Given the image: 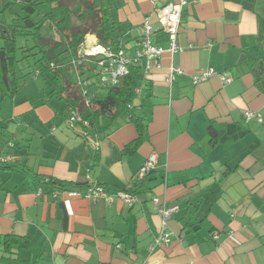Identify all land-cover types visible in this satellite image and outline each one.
I'll list each match as a JSON object with an SVG mask.
<instances>
[{
  "label": "crops",
  "instance_id": "obj_1",
  "mask_svg": "<svg viewBox=\"0 0 264 264\" xmlns=\"http://www.w3.org/2000/svg\"><path fill=\"white\" fill-rule=\"evenodd\" d=\"M105 2L130 47L155 9L182 6L178 51L164 43L159 68L143 74L135 93L143 140L133 154L124 153L137 138L125 115L99 133L90 125L93 149L68 131L63 121L71 109L89 113L73 72L72 84L61 81L54 93L38 77L15 97L0 95V153L20 157L0 168V236L29 238L32 248L13 252L39 264H264V0ZM83 67L92 100L104 91ZM171 69L180 74L167 84ZM206 70L231 81L212 77L194 85L192 75ZM244 111L261 122L245 121ZM152 153L148 190L130 207L86 197L87 177L111 193L130 189ZM47 179L80 188L51 193ZM153 197L178 209L167 221L170 244L150 250L161 223Z\"/></svg>",
  "mask_w": 264,
  "mask_h": 264
},
{
  "label": "trees",
  "instance_id": "obj_2",
  "mask_svg": "<svg viewBox=\"0 0 264 264\" xmlns=\"http://www.w3.org/2000/svg\"><path fill=\"white\" fill-rule=\"evenodd\" d=\"M76 2V5L71 6L66 0H0V95L2 98L15 97L25 82H31L29 78L35 80L39 77L45 85L53 88L52 93L58 90L61 81L64 83L63 86L68 87L69 83L72 84L71 60L76 56L77 48L83 43L86 35L94 36L98 44L114 52L120 49L132 50L133 46H129L130 41L123 34L120 25L115 22L105 0H76ZM155 40L158 44L165 40V35H160ZM78 71L80 75L85 73L83 66H79ZM91 71L90 68L87 73ZM92 77L89 76V79ZM143 81L142 66L134 64L129 67L128 74L120 79L118 85L107 89L96 86L98 91L104 93L91 100V106L87 108L89 113L84 117L89 126L91 125L98 133L110 128L120 116L128 117L129 122L136 129L137 138L124 147L123 151L126 155L134 153L145 133V120L135 113L132 105L136 90ZM67 87L64 89L67 90ZM79 99L83 109L84 104L80 96ZM103 123H107L106 127H103ZM6 146L9 150L15 148L11 141H8ZM0 156L13 158L11 162L1 163L0 168H9L20 160L17 154L0 153ZM147 176L140 181H134L127 191L134 196L146 193ZM43 186L51 193L69 192L80 188V185L55 179L45 180ZM84 186L89 187L86 181ZM32 246V241L26 237L0 236V264H39L37 258L31 261L21 260L13 252L14 248L25 251Z\"/></svg>",
  "mask_w": 264,
  "mask_h": 264
},
{
  "label": "built area",
  "instance_id": "obj_3",
  "mask_svg": "<svg viewBox=\"0 0 264 264\" xmlns=\"http://www.w3.org/2000/svg\"><path fill=\"white\" fill-rule=\"evenodd\" d=\"M181 11V4L173 3H168L162 8L155 9L153 15L154 19L150 17L145 18L141 29L142 35L137 41L132 43L133 48L131 51L120 49L114 52L98 44L94 36H85L83 43L77 48L76 56L71 60L72 70L74 72V85L80 90V96L82 97L84 107L89 108L92 101L85 90V87H87L89 83L80 75L78 71L79 66H83L85 63L88 66L91 64L89 69H92L91 74L95 77L94 85L101 89L112 88L118 85L120 79L128 74L129 67L134 64L142 66L144 75L149 74L154 67L159 68V58L165 50L162 46L164 43H166V50L169 52L174 53L178 51L177 32L180 24ZM158 33H160V35H165V40L156 44L153 42V39ZM88 37H92L93 40H88ZM176 74H180V70H169L166 74L165 82L167 84L172 83L175 80ZM212 77L219 78L222 83L231 81L225 74L218 75L212 70H206L193 74L192 82L194 85H198ZM243 117L245 121L256 119L258 122H261L260 115L250 111H244ZM63 123L64 127L79 137L85 146L92 149L95 147V142L88 133V128L90 127L89 123L76 110H70L64 118ZM11 161H13V158L10 156H0V164ZM156 161V154H150L137 172L133 182L144 179L146 175L154 171ZM85 181L89 185L86 197L90 200L95 201L102 199L106 203L111 204L117 199L129 207L135 202V196L131 195L127 190H118L111 193L104 187L92 182L89 177H87ZM151 201L154 205L156 214L161 218L157 239L155 240L154 246L150 249L153 250L157 246H167L170 244L171 241L170 234L167 231V221L178 208L177 206L165 207L161 205L157 197H153Z\"/></svg>",
  "mask_w": 264,
  "mask_h": 264
},
{
  "label": "rangeland",
  "instance_id": "obj_4",
  "mask_svg": "<svg viewBox=\"0 0 264 264\" xmlns=\"http://www.w3.org/2000/svg\"><path fill=\"white\" fill-rule=\"evenodd\" d=\"M67 1V3H69L71 6H74V5H76V0L75 1H71V0H66ZM1 4V3H0ZM45 9V8H44ZM92 75V74H91ZM91 80H93V81H95V77H92L91 78ZM91 80H89V82L91 81ZM21 81V80H20ZM32 82V83H31ZM31 82H29V81H27L26 82V86L27 85H30V84H35L36 83V80H31ZM38 82V84H39V82L40 81H37ZM73 83H74V80H73ZM87 89H90V87H87ZM103 93L104 92H101V94L100 95H103ZM35 255V254H34ZM33 257V256H32ZM27 259V258H26ZM30 261H31V258H30Z\"/></svg>",
  "mask_w": 264,
  "mask_h": 264
},
{
  "label": "bare ground",
  "instance_id": "obj_5",
  "mask_svg": "<svg viewBox=\"0 0 264 264\" xmlns=\"http://www.w3.org/2000/svg\"><path fill=\"white\" fill-rule=\"evenodd\" d=\"M88 40L92 41V40H93V38H92V37H88Z\"/></svg>",
  "mask_w": 264,
  "mask_h": 264
}]
</instances>
